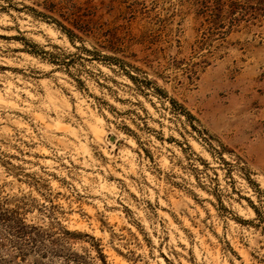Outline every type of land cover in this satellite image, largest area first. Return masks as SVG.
<instances>
[{
  "label": "rangeland",
  "instance_id": "rangeland-1",
  "mask_svg": "<svg viewBox=\"0 0 264 264\" xmlns=\"http://www.w3.org/2000/svg\"><path fill=\"white\" fill-rule=\"evenodd\" d=\"M0 264H264V0H0Z\"/></svg>",
  "mask_w": 264,
  "mask_h": 264
}]
</instances>
